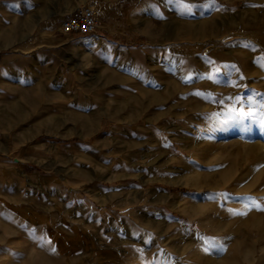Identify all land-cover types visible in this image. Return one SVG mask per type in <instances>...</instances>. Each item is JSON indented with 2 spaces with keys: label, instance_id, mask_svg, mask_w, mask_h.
Wrapping results in <instances>:
<instances>
[{
  "label": "rangeland",
  "instance_id": "374dc122",
  "mask_svg": "<svg viewBox=\"0 0 264 264\" xmlns=\"http://www.w3.org/2000/svg\"><path fill=\"white\" fill-rule=\"evenodd\" d=\"M78 2L0 0V264H264V0Z\"/></svg>",
  "mask_w": 264,
  "mask_h": 264
},
{
  "label": "crops",
  "instance_id": "0c3cea01",
  "mask_svg": "<svg viewBox=\"0 0 264 264\" xmlns=\"http://www.w3.org/2000/svg\"><path fill=\"white\" fill-rule=\"evenodd\" d=\"M88 2L93 3V5L95 6H100L103 7V13L104 15H109V10L112 6V0H79L78 3L80 4H88ZM79 4V6H80ZM77 9V7L66 13V14H62V13H56V16H52L51 18L53 20H59V19H65L71 16V14ZM50 18V19H51ZM98 29H108V28H113V20L109 19H103L100 20L98 18ZM66 191L68 192L65 196H64V205H63V209H64V213L66 214H70L71 217H61L59 220L57 219H53L51 216H48L47 211H43L38 209L35 205H30V208L27 209L26 207L21 210V214L15 217H11V221H13L14 223H22L20 225L21 229H25V228H29L31 227V229L33 230H39V229H49V228H58L59 226L61 228H64V226L66 225L69 229L71 230H79L80 225H79V220H85V218L88 217V215L92 214L95 216V208L94 205L97 204V200L95 198V196L93 195V197H85L84 195H86V187L84 186V183L81 181L79 183L74 182V183H70L69 185H67L66 187ZM103 191V190H102ZM109 193L111 194V192L109 191ZM88 196V195H87ZM111 196H109V199L111 200ZM55 218V217H54ZM17 221V222H15ZM59 222V224H56V222ZM13 222H9V220L7 218H5L4 220H2V225H4L7 229V226L9 223H13ZM52 223H55L52 225ZM62 223V224H61ZM1 225V226H2ZM15 225V224H13ZM12 226V225H11ZM7 233H0V236H6Z\"/></svg>",
  "mask_w": 264,
  "mask_h": 264
},
{
  "label": "built area",
  "instance_id": "2783aa9c",
  "mask_svg": "<svg viewBox=\"0 0 264 264\" xmlns=\"http://www.w3.org/2000/svg\"><path fill=\"white\" fill-rule=\"evenodd\" d=\"M98 15L91 5L78 7L70 17L62 19L58 28L62 34L94 35L97 31Z\"/></svg>",
  "mask_w": 264,
  "mask_h": 264
},
{
  "label": "snow or ice",
  "instance_id": "6c2138e0",
  "mask_svg": "<svg viewBox=\"0 0 264 264\" xmlns=\"http://www.w3.org/2000/svg\"><path fill=\"white\" fill-rule=\"evenodd\" d=\"M261 210H264V209H261ZM208 243H209L210 245H214V241L209 240Z\"/></svg>",
  "mask_w": 264,
  "mask_h": 264
},
{
  "label": "bare ground",
  "instance_id": "6f19581e",
  "mask_svg": "<svg viewBox=\"0 0 264 264\" xmlns=\"http://www.w3.org/2000/svg\"><path fill=\"white\" fill-rule=\"evenodd\" d=\"M250 148V147H249ZM260 235V234H259Z\"/></svg>",
  "mask_w": 264,
  "mask_h": 264
}]
</instances>
